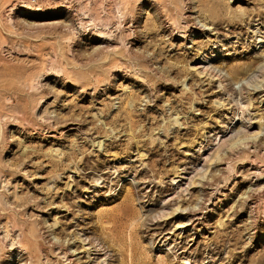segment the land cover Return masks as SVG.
Here are the masks:
<instances>
[{"label":"rangeland","instance_id":"1","mask_svg":"<svg viewBox=\"0 0 264 264\" xmlns=\"http://www.w3.org/2000/svg\"><path fill=\"white\" fill-rule=\"evenodd\" d=\"M262 73L264 0H0V264H264Z\"/></svg>","mask_w":264,"mask_h":264},{"label":"bare ground","instance_id":"2","mask_svg":"<svg viewBox=\"0 0 264 264\" xmlns=\"http://www.w3.org/2000/svg\"><path fill=\"white\" fill-rule=\"evenodd\" d=\"M211 51H213V49L211 48ZM207 53H209V49H207ZM203 71H205V70H202V72ZM201 72V71H200ZM209 72V71H208ZM214 72V71H213ZM217 73V72H216ZM212 77L215 75V72L214 73H212V72H210L209 73ZM261 76H262V81H264V73H262V74H260ZM261 81V80H260ZM219 86H223V84H222V82H221V80H220V82H219ZM256 86V85H255ZM242 90V89H241ZM240 90V95H241V103H240V101H239V103H240V105L238 104L237 105V109H236V111H234L233 112V115L234 116H237V115H239L240 114V112L241 113H243L244 111H245V109H244V106L246 105V106H249L250 104H251V101H250V98H249V96L248 95H245L244 94V91L242 90L241 91ZM245 95V96H244ZM236 103H238L237 102V100H236ZM249 120V119H248ZM247 131H239L238 129V131H235L236 129H234V135L233 134H231L230 135V137H227V138H222V136H226V134H223L222 136H220V137H218V136H216V140L218 139V142H217V146L212 150V151H210L209 153H208V155H209V158L210 159H215V160H217V158H219V155H220V151L221 150H223V149H229L230 147H232L233 145H235L236 143H239V142H241V141H244V140H246V139H248V138H250V137H253V136H255L257 133H259L260 132V130H261V128H259V130L257 131V132H255V133H252V132H250L249 131V128H248V125H247ZM245 128V129H246ZM240 129V128H239ZM242 130V129H241ZM231 133V132H230ZM200 146H199V149H201L202 148V142H200V144H199ZM220 157H221V155H220ZM220 159V158H219ZM204 162H207V159H204ZM207 164V166H208V164H209V162L208 163H206ZM206 164L204 165V166H206ZM206 166V167H207ZM196 168V167H195ZM207 169V168H206ZM205 169V170H206ZM199 172V171H198ZM197 172V173H198ZM201 177L202 176H204V172L203 171H200L199 173H198ZM190 182H192L191 180L188 182L189 184H191ZM130 196H132V193H130ZM130 196H128V197H126L127 199H126V201L128 200V201H130V200H132V198L130 197ZM127 205H129V204H127ZM126 206V205H125ZM130 206V205H129ZM178 209V207L177 208H168L167 209V213H166V215L167 214H170V213H172V212H174L175 210H177ZM125 214V212H123L122 210L120 211V210H118V212L116 213V214H111L112 216H110V218L109 219H111L112 221V224H113V228H116L117 226H119V224H120V222L123 220V215ZM195 218V217H194ZM191 219V218H190ZM108 220V219H107ZM109 221V220H108ZM190 221V220H189ZM191 222V221H190ZM133 225V224H132ZM186 225V224H185ZM111 229V228H110Z\"/></svg>","mask_w":264,"mask_h":264}]
</instances>
